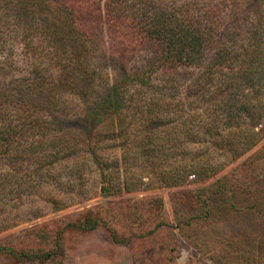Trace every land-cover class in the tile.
<instances>
[{
  "label": "trees",
  "instance_id": "1",
  "mask_svg": "<svg viewBox=\"0 0 264 264\" xmlns=\"http://www.w3.org/2000/svg\"><path fill=\"white\" fill-rule=\"evenodd\" d=\"M98 40L120 76L92 59ZM262 142L264 0H0V171L26 162L33 189L64 190L54 212L91 199L90 182L103 198L206 183ZM147 202L153 227L120 238L107 225L110 237L171 264L178 241L162 200ZM172 206L213 264H264V227L244 242L218 225H264V143ZM102 207L69 227L106 225ZM203 226L219 241L210 250Z\"/></svg>",
  "mask_w": 264,
  "mask_h": 264
},
{
  "label": "rangeland",
  "instance_id": "2",
  "mask_svg": "<svg viewBox=\"0 0 264 264\" xmlns=\"http://www.w3.org/2000/svg\"><path fill=\"white\" fill-rule=\"evenodd\" d=\"M103 45L98 40L92 46V59L99 66L106 67L109 73L113 74L115 70L120 76L122 66L108 56L106 45ZM263 143L206 183H190L178 188H160L103 198L97 193L96 184L90 182L83 185V188L94 194L91 199L78 197L79 203L55 212L49 200L58 197L65 200L67 194L64 190L49 195L51 191L47 187L33 189L26 162L13 170L8 169V172L0 171V264H155L149 252L133 257L132 247L115 244L108 231L110 226L118 232L120 238H128L153 227L158 219L153 203L147 202L153 198L162 200L161 217L171 225L170 231H167L178 241V249L174 252L171 264H213L208 255L197 250L199 245L187 242L180 235L173 215L172 200L180 192L192 191L227 174L260 149ZM98 207H102L98 214L105 218L106 225L102 224L91 231L69 227L71 222H82L87 210ZM235 220L234 215H225L218 225L224 232L230 229L235 231L244 242H251L252 235L258 234L260 227H264L262 222L251 219L242 222L243 219L238 217L239 221ZM202 228L201 234L195 238L200 239L201 236L207 242L203 244L207 250L216 247L214 244L219 241H215L213 233H207L205 226ZM254 228L258 230L252 231ZM164 238L161 244L168 242V238Z\"/></svg>",
  "mask_w": 264,
  "mask_h": 264
}]
</instances>
